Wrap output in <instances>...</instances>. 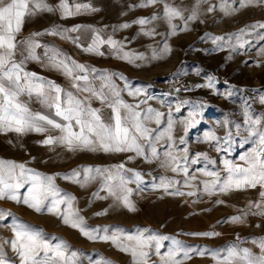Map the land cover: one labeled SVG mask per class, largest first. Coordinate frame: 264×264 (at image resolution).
Listing matches in <instances>:
<instances>
[{"label":"rangeland","instance_id":"374dc122","mask_svg":"<svg viewBox=\"0 0 264 264\" xmlns=\"http://www.w3.org/2000/svg\"><path fill=\"white\" fill-rule=\"evenodd\" d=\"M67 2L73 14L65 15L61 2H57L56 20L44 27L42 59L48 60L45 53L57 50L95 69L88 73L95 86L99 87L107 78L125 103L139 105L142 113L148 108L163 113L159 122L153 117L146 123L153 130V137L160 136V139L141 141L144 155H137L135 151L99 150L79 154L77 149L67 150L60 159L62 153L57 150L55 161L66 163L58 169L60 173H54L61 197L66 194L75 198L73 211L82 218L86 229L108 231L93 232L97 239L92 240L79 228L66 224L59 213L36 212L23 203L0 199V209L12 214L0 220V251L19 264L9 242L15 237L14 226L26 224L33 231L41 232L52 245H67L69 255L76 253L75 264H145L131 251L121 250L122 246L135 243L128 241V236L141 234L171 237L161 241V254L177 247L173 240L180 242L189 250L188 258L178 257L182 264H218L232 246L260 255L259 241L264 240V214H260L264 211V198L260 193L264 188L258 185L227 192L220 189L228 175L224 161L246 167L240 157L257 147L258 138L248 131L252 127L249 117L260 119L262 123L257 127L264 128V27H261L264 0ZM75 4L89 7L76 12ZM167 8L178 10L180 15L170 19ZM194 11L196 18L192 19ZM140 20L147 23L140 24ZM73 28L77 31H71ZM53 32L58 34L52 36ZM97 36L104 41H116L117 46L97 43L96 51H85ZM43 67L46 73H41L42 76L65 91L88 95L76 93L71 80L61 71L48 63ZM136 89L141 91L131 95ZM91 105L101 108L104 117L111 115V110L99 100L92 99ZM192 112L196 114V123L189 127ZM169 120L173 125L171 139ZM59 135L60 132L53 134ZM9 136L16 138L12 133ZM24 137V166L32 170L34 161H46L30 158L33 146L39 152L43 145L32 141L27 134ZM150 145L156 147V156L152 155ZM169 152L177 157L176 164L180 165L176 171L172 170L175 165L169 161ZM121 164L124 165L121 174L128 181L126 188L131 190L127 193L128 199L135 210L109 194L107 172L85 171L98 168L115 172ZM40 168L48 170L46 166ZM73 171H78L79 177L66 179ZM209 172L219 173L221 184L213 186L216 177L207 175ZM136 173L140 174L139 180ZM26 189L27 185L19 194L25 195ZM124 194L117 191L118 196ZM257 203L261 208L255 207ZM60 208L67 210L66 204ZM236 216L241 219L233 222L231 218ZM209 232L219 235H197ZM104 235H116L119 240L114 243L111 239L99 238ZM145 250L149 252L146 264H161L154 242L152 248Z\"/></svg>","mask_w":264,"mask_h":264},{"label":"snow or ice","instance_id":"6c2138e0","mask_svg":"<svg viewBox=\"0 0 264 264\" xmlns=\"http://www.w3.org/2000/svg\"><path fill=\"white\" fill-rule=\"evenodd\" d=\"M61 9L65 15H72L73 9L69 6L67 0H61ZM75 11L79 12L82 8H88V5L75 4ZM51 11L52 9L45 3V0H0V131H15L24 133L28 131L47 132L50 129L59 130V136L49 135L43 141L46 145L63 144L69 150H90L103 152H125L135 151L137 155H144V146L141 141H151L153 138L159 140L160 136L153 137L152 132L146 123L155 117L159 122L163 113L156 112L148 108L146 112L139 111V105H130L119 98L120 92L115 85L107 78L104 79L99 87L95 86L89 78V72H95V69H89L83 64L64 56L57 50H52L51 54L45 53L48 57L50 67L61 71L72 82V88L76 93H87V96H80L73 91H65L59 85L52 81H43L37 77L36 73L25 71L24 64L28 60H39L35 49L40 45L31 39L17 40L18 34L22 31V26L26 16L35 15L37 11ZM213 9L210 7L209 11ZM169 18L179 16L180 12L174 8L166 9ZM196 18L194 11L191 16ZM140 24L147 21L140 20ZM127 27V25H125ZM264 27V25H261ZM71 31H77L76 28ZM243 31V30H242ZM53 35L58 33L53 32ZM34 35H40L36 33ZM216 40H224V37H216ZM108 43L113 47L117 42L109 39L104 41L99 36L93 41V45L86 48L85 51H96V45ZM18 56L20 57L18 59ZM127 54L125 53V58ZM141 90L136 89L131 95H137ZM24 93H37L44 98V104L48 113L33 112L22 100ZM99 100L101 105L111 110V115L104 117L101 108H94L91 100ZM177 107V111H179ZM195 113H189V124L196 123ZM59 118V119H57ZM248 129L251 136L258 138L257 147L250 153L242 155L241 160L245 161L246 167L233 164L225 160V168L228 173L222 181L221 191L227 192L230 189L241 190L244 188H256L258 185L264 188V128H258L261 125L260 119H252ZM172 121L168 122V134L171 139ZM212 139H217L215 136ZM230 138V137H229ZM183 142V141H182ZM151 146L152 155H157V149ZM169 161L175 165L172 170L176 171L180 167L176 164L177 157L171 152L168 154ZM186 160V157H185ZM124 165H118L115 172L107 169L87 168L88 173H104L108 175L106 187L110 195L122 199L125 206L135 210L133 204L129 201L127 193L131 190L126 188L128 181L121 174ZM187 172V169H183ZM78 171H73L71 176L66 179L79 177ZM137 180L140 174L136 173ZM207 175L215 176L216 180L212 182L213 186L221 184L219 173L209 172ZM94 179V176H90ZM113 181L118 183L113 184ZM26 194L21 196L20 189L25 188ZM166 186V185H164ZM207 185H206V189ZM117 191L125 193L122 196L117 195ZM191 194V193H190ZM264 198V191L260 193ZM0 199H10L17 203H23L33 208L36 212H55L61 215L66 224L73 228H79L83 235L89 239H97L100 231L107 232L108 229H93L89 231L85 228L84 222L76 212L73 211L72 202L74 197L64 195L61 197L60 190L54 183V177L41 176L39 173H33L23 164L14 162L0 161ZM66 204V211H62L60 205ZM256 208H261L259 203ZM260 214H264L261 211ZM10 212L0 209V220L11 216ZM241 217H232L233 222L239 221ZM119 231V230H117ZM15 237L9 243L16 253V259L19 264H75L76 253L70 255L67 251V245H52L43 237L41 232L33 231L26 224H17L14 226ZM197 235L213 236L219 233H199ZM102 240L111 239L114 243L118 242L119 237L99 236ZM166 236H148L142 234L138 236H128V241H135L134 244L122 246V251H131L138 260L145 261L149 252L145 249L153 247L155 244L156 253L161 255V264H182V259L189 257V250L184 249L180 242L173 240L177 245L175 249H169L166 254L160 253L163 247L161 241L170 240ZM253 243H257L253 241ZM119 246V245H118ZM260 255H256L251 250L244 248L238 249L232 246L228 249L227 256L223 257L218 264H264V240L259 241ZM0 264H15L10 261L6 254L0 251Z\"/></svg>","mask_w":264,"mask_h":264},{"label":"crops","instance_id":"0c3cea01","mask_svg":"<svg viewBox=\"0 0 264 264\" xmlns=\"http://www.w3.org/2000/svg\"><path fill=\"white\" fill-rule=\"evenodd\" d=\"M57 2H61V0H45V3L52 9L51 11L43 10V11H37L35 15L32 16H26L22 31L18 34L17 40H28L31 39L34 42L38 43L40 46L35 49L36 55L40 57L39 60H28L24 64L25 71L30 73H38L39 76L43 81L47 82L49 79L42 76L41 73L44 69L43 66H47L48 60H43L41 56V52L43 51V38L45 37V31L44 27L46 23L55 21L56 20V5ZM48 30V29H47ZM36 33H39L40 35H34ZM49 34V32H48ZM54 36V35H52ZM20 57L18 56V59ZM43 68V69H42ZM45 70V69H44ZM41 74V75H40ZM21 100L33 111V112H44L48 113L49 109L46 108L44 104V98L37 93H24L21 96ZM59 119V118H57ZM59 132V130L50 129L47 132H35V131H28L24 133H17L15 131H0V161L5 162H14L15 164H24V148L22 146V143L25 139V135L30 136L32 138V141H39L42 143L43 147L39 150V152H36L35 147L33 146L32 152H31V159L34 160H41L46 159L45 162H33L32 166H35V168H32L33 173H39L41 176H52L54 177V173H60L58 169H62L63 166H65L66 163L62 162H56L55 159L57 158L55 152L59 150L62 154L59 156L60 159L64 158V153L69 149L68 147L64 146L63 144H59V146H55V144L52 145H46L43 143V141L47 138V136L52 135ZM13 134L16 136L15 140H13V137H10L9 134ZM19 143V146H18ZM42 150V153H41ZM86 152V150L79 149V154H82ZM18 152V153H16ZM15 156H14V155ZM28 156V155H27ZM67 158V157H66ZM54 159V161H52ZM67 160V159H64ZM71 160V159H69ZM69 163V162H67ZM46 166L48 170L42 169L40 167ZM67 167V166H66ZM51 169H54L53 171ZM65 169V168H64Z\"/></svg>","mask_w":264,"mask_h":264},{"label":"built area","instance_id":"2783aa9c","mask_svg":"<svg viewBox=\"0 0 264 264\" xmlns=\"http://www.w3.org/2000/svg\"><path fill=\"white\" fill-rule=\"evenodd\" d=\"M174 83H176V81H174Z\"/></svg>","mask_w":264,"mask_h":264}]
</instances>
